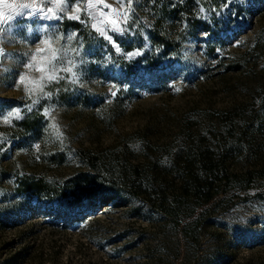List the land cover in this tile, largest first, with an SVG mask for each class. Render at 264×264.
I'll list each match as a JSON object with an SVG mask.
<instances>
[{
  "label": "rangeland",
  "instance_id": "374dc122",
  "mask_svg": "<svg viewBox=\"0 0 264 264\" xmlns=\"http://www.w3.org/2000/svg\"><path fill=\"white\" fill-rule=\"evenodd\" d=\"M152 1L134 0L128 22L122 25L127 30L108 32L114 41L125 34L131 40H147ZM190 1L186 18L196 16L206 25L194 31L175 25L171 32L179 28L186 37L183 48L156 67L135 61L142 54L139 47L134 53L140 54L130 57L132 51L125 54L116 43L117 52L95 31L91 26L95 21L84 11L86 0H70V7L80 3L78 20L68 18L71 12L61 19L29 16L28 9L17 15L0 33V47L8 54L0 57V126L9 125L2 117L11 110L20 109L22 116L36 111L47 121L49 136L40 145H11L10 169L63 182L87 170L73 155L77 149L104 161L111 157L117 167L124 160L164 163L167 150L223 144L262 115L264 0ZM20 2L31 0H7ZM104 3L119 7L117 0ZM3 7L7 16L9 10ZM105 19L115 20V15ZM46 39H52L57 49L78 50L79 55L68 53L76 64V82L61 73L64 79L44 89L51 97L39 92L30 97L19 78L27 73L30 81L41 75L29 72L25 64L38 47H46L41 43ZM108 45L117 59L110 58ZM40 56L36 67L43 66ZM124 57L126 73L118 65ZM226 115L233 117L232 122L224 123ZM261 140L257 134L244 138L246 149L231 169L241 171L256 163ZM53 151L67 154L68 163L54 167L40 158ZM224 205L226 209L210 212L201 228L203 264H264V200L235 197ZM129 208L107 203L76 222L49 214L21 219L0 230V264H193V251L186 259L184 239L164 220L139 218Z\"/></svg>",
  "mask_w": 264,
  "mask_h": 264
},
{
  "label": "trees",
  "instance_id": "16d2710c",
  "mask_svg": "<svg viewBox=\"0 0 264 264\" xmlns=\"http://www.w3.org/2000/svg\"><path fill=\"white\" fill-rule=\"evenodd\" d=\"M190 0H154L148 10L152 19L147 40H131L129 35L116 38L123 53H134L139 47L142 54L135 60L139 65L156 67L179 54L186 41L181 30L194 31L206 25L201 18L187 16L191 13ZM193 7H196L193 6ZM74 29L77 25L73 24ZM110 58L118 54L107 46ZM134 57V56H133ZM118 61L120 69L127 72L126 59ZM260 110L264 115V100ZM230 115V114H229ZM226 115L224 123L232 122ZM258 115L232 140L211 145L189 144L175 151L167 150L164 163H130L127 160L116 166L115 160H103L88 150L73 152L86 172L60 182L44 176L11 170L8 156L11 145L26 142L43 144L48 138L47 121L40 112L24 114L22 119L0 126V230L15 226L19 220L33 215L65 216L74 222L93 215L107 203L130 207L139 218L151 221V217L164 220L185 241L187 252L193 251V264H203L199 243L201 228L210 212L226 209L224 205L235 197L242 200H264V116ZM118 117V116H117ZM255 134L262 137L259 148L261 157L251 167L236 171L231 163L245 151L244 138ZM54 167L68 163L64 152L40 154ZM261 159V160H260ZM168 177V182L166 178ZM233 192L232 194H230ZM55 201L65 202L62 206Z\"/></svg>",
  "mask_w": 264,
  "mask_h": 264
},
{
  "label": "snow or ice",
  "instance_id": "6c2138e0",
  "mask_svg": "<svg viewBox=\"0 0 264 264\" xmlns=\"http://www.w3.org/2000/svg\"><path fill=\"white\" fill-rule=\"evenodd\" d=\"M134 0H117L119 7L113 9L110 4L104 3V0H86L84 11L89 16L90 19L94 20L92 23V28L102 35L109 43L116 47L117 52L120 51L119 46L113 40L112 36L108 34L111 32H118L123 34L127 29L122 25H126L130 14L133 11L132 5ZM9 10V14L5 15V8ZM99 5H102L100 7ZM30 10L29 16H37L44 19H61L63 15L71 12L72 14L68 16L69 19H80L79 12L81 11L80 3H76L75 7H70V0H31V2H20L8 4L7 0H0V33L8 30L11 26V22L16 19L17 15L23 16L24 10ZM104 9L108 11L105 12ZM203 12L204 9H201ZM114 14L115 20L108 21L105 19L106 16ZM7 26V27H6ZM75 34L69 36L67 39L71 41ZM63 37H61L62 39ZM46 47H38L31 55L28 63L25 67L31 71L40 72L39 77L33 78L29 81L28 74L20 76V83L24 84L25 91L28 92L29 96L35 95L37 92L43 94L46 97H51L52 93L45 92L44 89L48 84L53 82H59V80L64 79L61 73L69 74L73 77V82H76V73L74 69L76 64L73 59L68 55L69 52L79 55V52L75 48H70L68 50L57 49L54 47V41L52 39H46L41 42ZM41 53L45 55L40 56ZM140 53H130L129 56L139 55ZM6 54L2 47H0V57H5ZM40 56L41 61H43L42 67H36L37 57ZM29 81L33 86L29 87ZM115 95V93H113ZM38 101L34 100L33 103ZM30 110V109H29ZM47 115V110L45 111ZM21 110L14 109L9 111L7 114L3 115L2 119L5 124H11L13 120L22 119ZM2 142V141H0ZM38 147V146H37Z\"/></svg>",
  "mask_w": 264,
  "mask_h": 264
}]
</instances>
